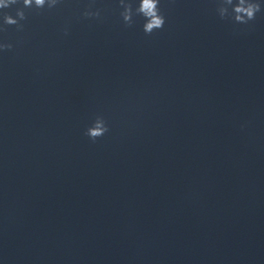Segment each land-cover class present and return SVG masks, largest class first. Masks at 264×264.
Instances as JSON below:
<instances>
[{
	"label": "water",
	"instance_id": "water-1",
	"mask_svg": "<svg viewBox=\"0 0 264 264\" xmlns=\"http://www.w3.org/2000/svg\"><path fill=\"white\" fill-rule=\"evenodd\" d=\"M259 2L244 25L159 0L145 35L62 0L0 31V264H264Z\"/></svg>",
	"mask_w": 264,
	"mask_h": 264
},
{
	"label": "clouds",
	"instance_id": "clouds-1",
	"mask_svg": "<svg viewBox=\"0 0 264 264\" xmlns=\"http://www.w3.org/2000/svg\"><path fill=\"white\" fill-rule=\"evenodd\" d=\"M62 0H0V31H6V26H15L17 31L23 30L22 21L27 20L25 9H55ZM121 9L119 15L125 27H131L134 23V16H141L144 19L142 30L145 35H151L154 31L160 30L165 24V17L160 10L159 0H136L133 6L132 0H118ZM19 5L15 8L14 16L6 9ZM259 0H217L216 13L221 20L231 19L236 24H248L256 18V13L261 11ZM85 19L101 18V10H93L90 3L82 12ZM67 35V29L64 30ZM13 44L10 42L0 43V52L11 51ZM108 131L106 121L102 116H96L91 126L87 127L84 134L93 142Z\"/></svg>",
	"mask_w": 264,
	"mask_h": 264
}]
</instances>
